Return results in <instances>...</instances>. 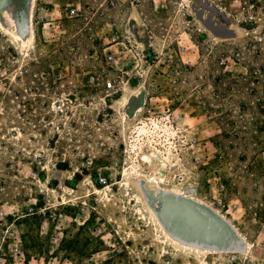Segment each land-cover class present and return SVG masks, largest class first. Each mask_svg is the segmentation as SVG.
<instances>
[{"label": "rangeland", "instance_id": "374dc122", "mask_svg": "<svg viewBox=\"0 0 264 264\" xmlns=\"http://www.w3.org/2000/svg\"><path fill=\"white\" fill-rule=\"evenodd\" d=\"M33 4L28 14L29 0H0V16L34 34L20 49L0 28L5 264H18L17 254L32 264H264V0ZM152 150L169 161L162 188L195 190L245 253L161 242L139 214L143 182L128 175L126 185L123 175L136 166L151 179L141 155ZM99 225L117 232L122 250L97 237Z\"/></svg>", "mask_w": 264, "mask_h": 264}, {"label": "water", "instance_id": "95a60500", "mask_svg": "<svg viewBox=\"0 0 264 264\" xmlns=\"http://www.w3.org/2000/svg\"><path fill=\"white\" fill-rule=\"evenodd\" d=\"M32 4L33 0H29L28 14L31 12ZM8 14L16 27L14 34L25 39L29 34L30 27L28 25L26 27L28 33L26 32L25 35L21 34L17 28V21L13 19L11 13ZM2 16H0L1 23H3ZM2 25L4 29L11 28L8 22V28L4 24ZM137 183L141 184V182ZM140 184L138 185L141 186ZM194 191L187 190L186 192L193 193ZM146 195L147 198L146 196L144 197L146 204L152 209L164 230L175 241L186 240L194 242L202 245L208 251L218 253L246 252L247 245L245 241L238 235L230 222L218 214L216 210L206 207L198 201L186 199L180 194L175 195L159 190L158 195H161L160 198H157L154 192L148 193L146 191ZM205 208L210 210L211 213ZM219 237L223 242L218 243ZM178 242L181 243L180 241ZM181 244L187 246V244Z\"/></svg>", "mask_w": 264, "mask_h": 264}, {"label": "bare ground", "instance_id": "6f19581e", "mask_svg": "<svg viewBox=\"0 0 264 264\" xmlns=\"http://www.w3.org/2000/svg\"><path fill=\"white\" fill-rule=\"evenodd\" d=\"M32 5H34V4H32ZM2 15H3L2 17H3L4 20L10 22V24L12 23L11 18L9 17V14L7 12H4ZM31 16L32 15H30V17ZM0 28L3 29L5 34L11 39V43L14 46H16V47H18L20 49L30 48L32 43H33V41H34V39H33L34 38V34L32 33V31H30V34L24 39V38H21V37H17L14 34L15 31H16V28L4 29L3 26H2L1 21H0ZM30 30H32V29L30 28ZM124 100H126V98H124ZM142 160L144 161L143 163L145 165L154 168V176L151 179H146L144 174L142 172H140V170L136 166H130V167L127 166V167L124 168V172H123V175L125 176L126 181L128 182V183H125L126 185H128L130 183V178H127L128 175H134L137 181L139 180V181L143 182V183L140 184L142 186V188L140 187L142 189L141 190L142 193L135 195V199H136L137 203L139 204V206H138L139 214L141 213L142 218L144 219V218H148L149 217L151 219V221L155 223V226L157 225V227L161 231L160 234H163V238L162 239H164V240L161 241L162 243L174 246V248L176 247V248H179L180 250L181 249L187 250L188 253H190L189 251H192V252L196 251V252H199V253H201V252L214 253L212 251H208L207 249H204V247L201 246V245H196V244L187 242L185 240H178V241H180L183 244H187V246L186 245H182L178 241H175V239H172V237H170V235L164 230V228L162 227L160 221L157 219V217L154 214V212L152 211V209H150L148 207V205L146 204V202H145L144 197L146 196V198H147L146 191L151 192V193L154 192V194L157 196V198H159L160 195H158V194H159V190H161V191H164L166 193H172V194H175V195L176 194H180L184 198L190 199V200H194V201H198L199 199L198 200L194 199L191 195H189L185 191L182 192V191L167 190V189H163L162 188V184L166 183V181H168L167 180L168 177L166 176L165 171L166 170L168 171L170 166H169V163H168L169 161H166V159L164 157L160 156L159 152L152 150V152H150L148 154H143L142 155ZM145 182H147V184H152V187H154L155 189H148V188L146 189V188H144ZM100 192H101L100 189L96 188L95 194L100 193ZM198 202H200V200ZM149 223H150V221H149ZM156 231H157V229H156ZM175 250H177V249H175ZM165 252H166V250H165ZM196 252H195V255H197ZM205 256H207V255H205Z\"/></svg>", "mask_w": 264, "mask_h": 264}, {"label": "built area", "instance_id": "2783aa9c", "mask_svg": "<svg viewBox=\"0 0 264 264\" xmlns=\"http://www.w3.org/2000/svg\"><path fill=\"white\" fill-rule=\"evenodd\" d=\"M72 13H74V11H72ZM115 88H116V85H115L114 81H112V80H107V82L104 83V89L106 91H113V90H115ZM139 133H141V132L139 131ZM154 149L157 150V148L153 146V150ZM141 161L144 162L142 160V157H141ZM222 203H223V201L220 200L219 205H222ZM1 216H3L2 212H0V217ZM59 229H61V227ZM95 234L97 235V237H99L105 243V245L110 246L111 248H113V250L120 251L123 249V243L119 244L118 247L117 246L114 247L115 244L117 242H119V240H120L117 232L114 233L111 231H107V229L104 227V225H99L96 228ZM4 261L5 260L3 258V255H0V264H5ZM33 261L35 262V264H70V262H68L67 259L62 260L61 258H59L57 256H53L49 259H43V258L35 259L34 258ZM17 263L18 264H32V263H27L26 260L23 258L22 254H17Z\"/></svg>", "mask_w": 264, "mask_h": 264}]
</instances>
